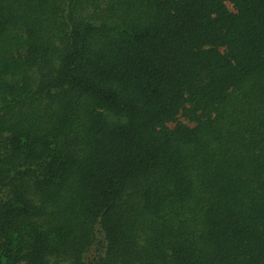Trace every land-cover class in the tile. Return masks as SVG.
Returning a JSON list of instances; mask_svg holds the SVG:
<instances>
[{
    "label": "trees",
    "instance_id": "16d2710c",
    "mask_svg": "<svg viewBox=\"0 0 264 264\" xmlns=\"http://www.w3.org/2000/svg\"><path fill=\"white\" fill-rule=\"evenodd\" d=\"M0 264H264V0H0Z\"/></svg>",
    "mask_w": 264,
    "mask_h": 264
}]
</instances>
